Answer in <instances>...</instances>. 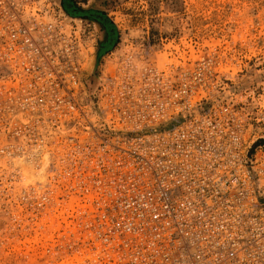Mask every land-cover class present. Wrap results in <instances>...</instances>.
<instances>
[{
	"label": "built area",
	"instance_id": "built-area-1",
	"mask_svg": "<svg viewBox=\"0 0 264 264\" xmlns=\"http://www.w3.org/2000/svg\"><path fill=\"white\" fill-rule=\"evenodd\" d=\"M38 1L0 0V92L59 131L67 183L90 205L83 262L264 264L251 90L204 84V72L136 86L105 74L88 89L93 21Z\"/></svg>",
	"mask_w": 264,
	"mask_h": 264
},
{
	"label": "rangeland",
	"instance_id": "rangeland-1",
	"mask_svg": "<svg viewBox=\"0 0 264 264\" xmlns=\"http://www.w3.org/2000/svg\"><path fill=\"white\" fill-rule=\"evenodd\" d=\"M34 3L93 21L86 88L110 84L105 74L112 84L136 86L152 84V72H204V84L251 90L246 100L255 105L257 143L264 142V0ZM8 104L0 92V264H85L90 205L68 184L63 168L72 158L59 154L56 126Z\"/></svg>",
	"mask_w": 264,
	"mask_h": 264
}]
</instances>
